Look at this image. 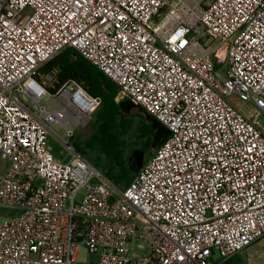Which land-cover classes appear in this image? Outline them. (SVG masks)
Returning <instances> with one entry per match:
<instances>
[{
	"label": "built area",
	"instance_id": "2783aa9c",
	"mask_svg": "<svg viewBox=\"0 0 264 264\" xmlns=\"http://www.w3.org/2000/svg\"><path fill=\"white\" fill-rule=\"evenodd\" d=\"M67 48L171 131L124 189L72 141L101 96L43 70ZM263 120L264 0H0V264H253Z\"/></svg>",
	"mask_w": 264,
	"mask_h": 264
},
{
	"label": "trees",
	"instance_id": "16d2710c",
	"mask_svg": "<svg viewBox=\"0 0 264 264\" xmlns=\"http://www.w3.org/2000/svg\"><path fill=\"white\" fill-rule=\"evenodd\" d=\"M53 66H58L61 82L71 78L84 80L91 94L101 96L102 104L95 113L93 132L87 140L76 138L74 144L84 156L89 150L94 152L91 164L116 186L126 188L136 175L128 166L130 154L141 150L145 157L153 155L171 131L140 107L133 119L130 114L124 113L122 105L133 102L129 99L117 101V85L75 49H65L43 70L48 71Z\"/></svg>",
	"mask_w": 264,
	"mask_h": 264
},
{
	"label": "rangeland",
	"instance_id": "374dc122",
	"mask_svg": "<svg viewBox=\"0 0 264 264\" xmlns=\"http://www.w3.org/2000/svg\"><path fill=\"white\" fill-rule=\"evenodd\" d=\"M211 42L212 40L210 39L207 41V44ZM216 42L217 41H213V43H216ZM221 65L223 66V69H225L227 63L224 62ZM49 98L50 97L48 95L45 96L42 99V103L44 104L47 103L49 101ZM129 103L130 102L123 104L121 109L124 113L130 114L132 116L131 118L133 119L134 116H136L137 113L139 112L140 108L137 105H134L133 103H130V104ZM234 104L238 106H242V107L245 106V104L239 102L238 100H234ZM246 106L248 108L250 107L249 105H246ZM94 120H95V114L93 115L91 121L86 126H83L77 129V132L72 140L73 143H74V140H76V138L84 141L90 137L91 133L93 132ZM263 124H264V120H263ZM49 148L53 152L56 160L58 161H69L73 156V153L69 149V147L63 145L54 135H49ZM94 156H95V153L89 150L88 154L85 157L86 159H89L90 163H93ZM149 158L150 156L147 155L145 157L144 162H147ZM7 166H8V161L0 157V175L3 174ZM82 194H83V191H80L78 199H80ZM8 214H9V210L7 208H1L0 209V222H3L4 220H6L8 218ZM129 247L131 251L138 256H147L149 254V245L141 240L132 241L129 244ZM78 257L80 260H87L88 254H87V250L84 245L80 246L79 251H78ZM98 258H99L98 254L90 255L91 260H98ZM249 259H251L253 264H264V240L258 243L255 242V244L252 245L251 248H249L248 251L244 254V260L248 261Z\"/></svg>",
	"mask_w": 264,
	"mask_h": 264
},
{
	"label": "water",
	"instance_id": "95a60500",
	"mask_svg": "<svg viewBox=\"0 0 264 264\" xmlns=\"http://www.w3.org/2000/svg\"><path fill=\"white\" fill-rule=\"evenodd\" d=\"M145 160V154L141 150L133 151L128 157V166L133 173L139 172L143 166Z\"/></svg>",
	"mask_w": 264,
	"mask_h": 264
},
{
	"label": "crops",
	"instance_id": "0c3cea01",
	"mask_svg": "<svg viewBox=\"0 0 264 264\" xmlns=\"http://www.w3.org/2000/svg\"><path fill=\"white\" fill-rule=\"evenodd\" d=\"M262 240H264V237L261 238L260 240H258L256 243H258V242H260V241H262ZM254 244H255V243H254ZM254 244H253V245H254Z\"/></svg>",
	"mask_w": 264,
	"mask_h": 264
}]
</instances>
